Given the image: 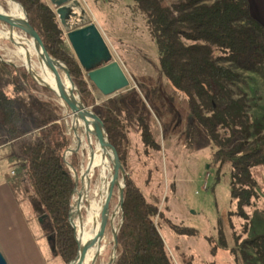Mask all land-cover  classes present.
Wrapping results in <instances>:
<instances>
[{"label":"rangeland","instance_id":"rangeland-1","mask_svg":"<svg viewBox=\"0 0 264 264\" xmlns=\"http://www.w3.org/2000/svg\"><path fill=\"white\" fill-rule=\"evenodd\" d=\"M8 1L11 0L0 2L6 11L10 9ZM43 1L52 7L49 0ZM80 1L111 52L110 61L97 66L113 65L108 88L100 91L87 76L93 97V103L88 108L96 121L101 122L96 110L108 107L125 125L128 142L122 148L126 168L121 164L119 166L122 186L125 185L124 177L129 176L145 200L156 205L172 224L196 231L191 236L180 235L161 218L155 219L173 264H264L251 246L245 249V259L238 248L242 242L262 236L260 245L264 252V167L251 169L257 186L256 197L245 208L247 222L236 214L235 202L230 197L229 167L225 166L217 172V167L212 165L215 149L197 124L196 138L191 145L187 143L191 121L188 104L174 92L163 76L156 47L142 15L133 9V0ZM217 1L202 0L200 4L211 6ZM246 2H249V20L256 22L264 33V6L257 0ZM17 34L22 36L19 30ZM63 36L69 46L64 32ZM15 51V45L0 40V89L16 97L25 130L23 137L12 142L0 129V164L3 162L0 165V252L7 264H64L54 255L44 235L48 221L36 215L37 201L27 197L30 188L22 176L24 160L17 151L21 143L31 140L39 128L58 116L62 117L71 139L72 123L52 100V93L49 90L44 93L41 90L44 87L35 81L36 90L27 93L13 90L11 68L25 69L14 55ZM261 56L262 53H249L236 63L219 61L220 65L237 74L230 86L233 98L247 99L250 139L256 132H264V62H256ZM33 61L36 62L34 57ZM39 100L53 102L58 106V113L43 108ZM141 122L147 124L154 146L144 143ZM73 148L72 143L63 154L64 162L69 165L78 184L73 192L69 216L81 188L76 178L81 165L78 170L70 165L72 154L80 157V153ZM113 188V204L118 205L120 188L118 185ZM69 221L75 231V222ZM208 238L215 245L214 252Z\"/></svg>","mask_w":264,"mask_h":264},{"label":"trees","instance_id":"trees-1","mask_svg":"<svg viewBox=\"0 0 264 264\" xmlns=\"http://www.w3.org/2000/svg\"><path fill=\"white\" fill-rule=\"evenodd\" d=\"M13 1L22 7L29 26L38 33L45 48L66 66L83 104L89 107L93 103L89 83L64 39L54 9L43 0ZM201 1L133 0V9L145 21L163 76L188 104L191 121L187 143L191 145L196 138L197 124L215 149L212 165L217 167V172L229 167L231 200L235 202L236 214L248 222L245 208L256 197L257 186L251 169L264 167V132H256L250 139L247 99L233 98L230 86L237 74L219 61L236 63L249 53H262L256 62H264V33L256 22L249 20L246 0H219L211 6L201 5ZM11 72L15 92L36 90L37 84L24 68H11ZM41 90L48 93L47 89ZM39 104L58 113V106L53 102L39 100ZM96 111L117 149L120 164L126 168L122 147L128 140L122 119L105 106ZM140 127L144 143L154 146L147 124L141 122ZM0 129L12 142L25 135L23 114L16 97L1 89ZM66 132L62 117L58 116L39 128L31 140L21 143L17 151L24 160L22 176L30 188L27 197L37 201L36 215L48 221L44 235L54 255L64 264L78 250L75 231L69 222L72 196L78 184L63 159L71 145ZM79 164L78 154H72L71 167L78 170ZM124 178V223L119 231L122 254L117 264H173L155 219L161 218L180 235L191 236L196 231L172 224L156 205L145 200L129 176ZM261 238L256 236L238 245L244 259L245 249L251 246L260 260H264ZM207 240L214 252L212 239Z\"/></svg>","mask_w":264,"mask_h":264},{"label":"water","instance_id":"water-1","mask_svg":"<svg viewBox=\"0 0 264 264\" xmlns=\"http://www.w3.org/2000/svg\"><path fill=\"white\" fill-rule=\"evenodd\" d=\"M49 1L52 7H54V13L56 14L60 28L67 35V41L69 43L71 51L73 52L76 58V61L78 62L82 70L86 72L89 80L95 83L96 86L103 91L104 89L103 82L111 79L110 74H111V70H113V65H105L100 68H97V66L100 65L101 63L109 62L111 58L110 48L108 47L102 33L100 32V30L92 20V17L85 9V7L82 5L80 0H49ZM12 21H13L12 14L9 11L4 10L0 5V40L9 42L15 45L16 47L21 46L25 48V46H29V45L32 46L34 52L33 57L35 58L38 64L39 70L41 72L51 75L58 83L61 90L66 94L68 98V107L71 114H72V109H71L72 102L75 101V103L77 104L78 113L82 114L81 119H77L73 115L70 116L69 119L72 124L76 123L80 125L86 132L89 133L90 145L95 155V158L96 159L100 158L99 148L101 141H109L113 145L114 155L116 157V161L118 164L116 168V173L118 180L121 182V179L119 177L120 163H119V157L116 147L114 143L111 140H109L102 123L96 122V119H94V115L91 112V110L83 104L79 93L77 92L73 82L70 79L69 72L66 66L60 60L56 59L45 48V46L43 45L42 41L39 38L38 33L29 26L27 20H26L27 25L32 31L35 32L37 37L36 39H28L18 35L17 33H12L9 28V25L11 24ZM62 68L65 71V76L70 79L74 87L73 90H71L64 83L61 74ZM25 69L29 74V76L33 79L29 70L27 68ZM36 83L39 84L38 82ZM42 86L47 90H49L50 92L52 91L50 87L46 85H42ZM71 144H72V139H71ZM80 158H81L80 165L82 167L84 160L82 153H80ZM66 166L69 168V165ZM101 172H102V178L98 186V189L95 192L94 200L96 206L103 214V216L106 218V220L99 228L98 233L104 231L110 223V218L107 215L102 200V192L106 181V176L104 173L103 166L101 167ZM119 188L120 191H119L118 207L121 212V218H122L121 224L118 227H116L115 234L113 235L111 242L105 248L99 249L95 254L94 260L96 264H98L100 260L105 256L108 249L112 246V242L115 245V257L113 259L112 264H117L122 254V246H121L119 231L122 224L124 223V216L122 212L124 184L122 186L121 183ZM91 243H93V241H91L90 244ZM78 253H79V248L77 250L76 256L68 264H71L73 261L76 260ZM0 264H7L1 252H0Z\"/></svg>","mask_w":264,"mask_h":264},{"label":"bare ground","instance_id":"bare-ground-1","mask_svg":"<svg viewBox=\"0 0 264 264\" xmlns=\"http://www.w3.org/2000/svg\"><path fill=\"white\" fill-rule=\"evenodd\" d=\"M8 4L10 7L9 12L13 16V21L9 25L10 31L17 33V30H19L22 33V37L36 39L35 32L27 25L21 6L13 1H8ZM14 55L29 70L36 82L51 88L52 100L59 105L65 117L69 118L73 115L77 119H81L82 114L78 113V106L75 101L72 102L71 114L68 107V98L58 83L51 75L39 71L37 62L33 61L34 52L32 46H25V48L17 46ZM61 74L64 83L73 90L74 87L70 79L65 76L63 68ZM71 133L73 150L82 153L84 157L81 170L79 174H76L77 180L81 183V188L77 192L78 200L75 206H72L69 216V219L75 222V240L79 248L78 256L71 264H96L94 260L95 254L99 249L105 248L111 242L115 229L121 224L122 220L118 205L113 204L115 194L113 187L121 184L116 173L118 164L114 155V147L109 141H101L99 148L100 158L96 159L91 149L89 133L76 123L72 124ZM102 166L106 176L102 200L110 218V223L104 231L98 233L99 228L106 220L94 200L95 192L102 178ZM91 241L93 243L90 244ZM114 257L115 245L112 242V246L98 264H112Z\"/></svg>","mask_w":264,"mask_h":264},{"label":"crops","instance_id":"crops-1","mask_svg":"<svg viewBox=\"0 0 264 264\" xmlns=\"http://www.w3.org/2000/svg\"><path fill=\"white\" fill-rule=\"evenodd\" d=\"M257 2H259L262 6H264V0H257ZM248 4H249V2H248ZM111 74H112V70H111ZM111 74H110V76H111ZM84 75H85V72H84ZM111 80V79H110ZM110 80H108V81H104L103 82V86H104V88H108V86H109V82H110ZM1 164H3V162L1 163ZM0 164V165H1ZM3 173V172H2ZM3 177V175H1V178ZM2 180V179H1ZM0 180V181H1Z\"/></svg>","mask_w":264,"mask_h":264},{"label":"built area","instance_id":"built-area-1","mask_svg":"<svg viewBox=\"0 0 264 264\" xmlns=\"http://www.w3.org/2000/svg\"><path fill=\"white\" fill-rule=\"evenodd\" d=\"M85 79L87 80V75H85ZM93 83V82H92ZM95 86H96V84L95 83H93ZM97 87V86H96ZM100 91H102L101 89H99ZM103 92V91H102Z\"/></svg>","mask_w":264,"mask_h":264}]
</instances>
